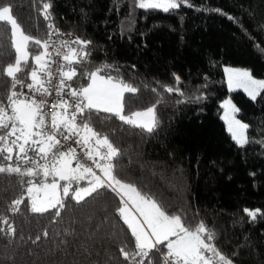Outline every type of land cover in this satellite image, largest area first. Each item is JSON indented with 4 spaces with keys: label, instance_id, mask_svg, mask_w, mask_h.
Returning <instances> with one entry per match:
<instances>
[{
    "label": "trees",
    "instance_id": "16d2710c",
    "mask_svg": "<svg viewBox=\"0 0 264 264\" xmlns=\"http://www.w3.org/2000/svg\"><path fill=\"white\" fill-rule=\"evenodd\" d=\"M44 2L51 4L47 20ZM188 2L191 7L165 13L141 9L136 0H0L13 6L14 18L31 37L46 40L55 24L90 40V56L74 66L87 73L112 65L117 71L110 69L111 75L137 87L124 95L125 114L156 105L159 126L151 133L109 113L90 114L95 130L120 149L112 161L117 178L181 215L185 224L203 221L233 264H264V92L255 100L241 90L230 93L224 71L226 65L241 66L264 78V0ZM29 51L42 49L30 43ZM14 60L10 26L0 22V101L5 104L11 81L3 70ZM29 66L28 71L31 56ZM173 73L181 78L183 96L160 87L174 86ZM89 82L86 75L73 79L75 88ZM230 94L238 117L249 125V143L242 147L222 117V102ZM25 180L43 177L0 173V217H8L16 229L15 236H0V264H129L119 252L123 244L132 245L116 212L117 193L102 188L79 204L66 199L60 216L55 209L38 214L30 211ZM21 194L25 201L19 211H10ZM244 209H260L261 215L252 220ZM37 235L41 239L33 243ZM153 261L161 264L160 256L154 254Z\"/></svg>",
    "mask_w": 264,
    "mask_h": 264
},
{
    "label": "snow or ice",
    "instance_id": "6c2138e0",
    "mask_svg": "<svg viewBox=\"0 0 264 264\" xmlns=\"http://www.w3.org/2000/svg\"><path fill=\"white\" fill-rule=\"evenodd\" d=\"M182 5L192 6L188 0H136V6L141 9L162 10L165 13ZM50 8V3H43L42 14L46 20L50 18ZM0 22L10 26L15 52L14 63H9L3 70V75L10 78L11 84L7 103L0 101V161L6 162L0 163V173L43 177L40 183L24 181L28 185L25 191L31 201L30 211L43 214L55 209V216H60L61 210L67 207L66 199L79 204L86 197L98 193L99 189L109 188L119 196L121 206L116 212L130 231L132 246L125 243L119 248L123 259L129 264H145V261L154 264V254L160 256L162 264H233V260L213 243L215 233L203 221L195 227L185 224L181 215L170 214L151 195L118 179L112 161L121 154L120 149L90 123L91 113L104 112L125 124L151 133L159 126L156 105L125 114L124 95L136 93L138 88L118 75H111L110 69L117 71L112 65L104 64L87 73H78L74 65L85 62L90 56L87 51L92 43L90 40L76 37L57 43L51 39V35H59L58 30L43 41L31 37L24 33L14 18L12 5L0 4ZM53 27L49 25L50 29ZM30 43L42 51L30 53ZM50 48L52 51H49ZM30 56L33 66L28 71ZM56 56L61 57L60 62L54 59ZM53 65L59 77L56 86H50ZM225 71L230 88L233 85L242 88L253 100L264 92V80L253 79L247 71L228 68ZM78 75L87 76L90 81L87 86L75 88L65 83ZM173 76L174 86L160 87L168 93L175 92L183 96L179 87L181 78L175 73ZM25 79L31 82L25 83ZM52 87H55V99L49 105L47 97L53 95ZM25 88L27 92L23 91ZM37 95L41 98L37 99ZM46 107L54 109L50 117ZM223 107L226 109L224 119L231 139L241 147L249 143V125L234 115L239 109L231 105L230 100L225 101ZM69 140L80 146L83 156L92 161L91 165L82 162L76 148L64 143ZM101 149L106 151L101 152ZM73 161L75 167H72ZM93 166L102 175H97ZM49 177L52 178L50 183L47 182ZM81 180H87L88 185L72 187L73 183L78 184ZM58 181L65 183L61 185ZM41 192L44 193L43 199L39 195ZM24 201L25 196L21 194L11 202L10 211L18 212V206ZM243 211L252 220L261 215L260 209ZM15 234L16 229L9 218L0 217V236ZM42 235L47 237L48 232L44 231ZM40 239L41 236L37 235L33 243ZM161 246L166 251L162 252Z\"/></svg>",
    "mask_w": 264,
    "mask_h": 264
},
{
    "label": "built area",
    "instance_id": "2783aa9c",
    "mask_svg": "<svg viewBox=\"0 0 264 264\" xmlns=\"http://www.w3.org/2000/svg\"><path fill=\"white\" fill-rule=\"evenodd\" d=\"M51 25H53L54 27H53L52 29L49 28L48 37H49L50 34L54 33L55 30H58V32H59V35H55V34H52V35H51V39H52L53 41H56V42L58 43V42L61 41V40H74V39L76 38V36H75L74 34H72V33H70V32H67V31H64V30H61V29H60L59 27H57L55 24H51ZM48 37H47V39H48ZM49 51H52V48H50ZM61 51H65V50H64V49H61ZM54 59H55L57 62H60V61H61V57H59V56L54 57ZM52 72H53V75H52V78H51V85H50V86H56V85H58V79H59V77H58V73H57V71H56V66H55V65H53V67H52ZM41 75L43 76V74H41ZM65 83H66V84H69V85H72V87H75L74 84H73V80H71V81H67V80H66ZM23 91L27 92L28 90L25 88V89H23ZM52 91H53V95L47 97V100H48V104H49V105H51V104L53 103L54 99H55V87H52ZM29 94H30V93H29ZM36 98H37V99H40L41 97H39V96L37 95ZM65 98L67 99L68 97H65ZM53 111H54L53 108H51V107H46V112H47V114H48L49 117L51 116V113H52ZM64 143H65L66 145H69V146L73 147V148H76L77 156L82 160V162H84L85 164H88V165H91V164H92V161L87 160V159L83 156V153H82V151H81L80 146L76 145V144L73 143L71 140L66 141V142H64ZM93 170H94V171H97L98 169L95 168V167L93 166ZM161 264H162V261H161Z\"/></svg>",
    "mask_w": 264,
    "mask_h": 264
},
{
    "label": "rangeland",
    "instance_id": "374dc122",
    "mask_svg": "<svg viewBox=\"0 0 264 264\" xmlns=\"http://www.w3.org/2000/svg\"><path fill=\"white\" fill-rule=\"evenodd\" d=\"M226 68H228V69H234V70H240V71H247V72H249L250 74H251V76H252V78L253 79H255V80H264V78H261V77H256V76H254L253 75V73H252V71H251V69H249V68H246V67H241V66H233V65H226V66H224V71H225V69ZM225 75H226V81H227V84H228V88H229V91H230V93H232V92H234V91H239V90H241V91H244L242 88H239V87H236L235 85H233V87L232 88H230L229 87V83H228V73L225 71ZM245 92V91H244ZM246 94H247V92H245ZM248 95V94H247ZM249 96V95H248ZM259 96V95H258ZM258 96L256 97V98H258ZM250 97V96H249ZM251 98V97H250ZM231 101V105H234L237 109H239L238 108V106L236 105V103L233 101V99H232V97H231V94L222 102V106L224 105V102L225 101ZM223 109H224V112H223V120L225 121V119H224V116H225V113H226V109H225V107H223ZM238 114H239V111L238 112H236L234 115H235V118L236 119H239V120H241L239 117H238ZM242 121V120H241ZM243 122V121H242ZM225 123H226V121H225ZM243 123H245V122H243ZM247 124V123H246ZM226 127H227V123H226ZM1 163V162H0ZM6 163V162H5ZM47 182H51V180H48ZM35 183H40V182H35ZM73 186V185H72ZM40 198L41 199H43L44 198V193L43 192H41L40 194ZM60 195H62V193H60ZM254 211V210H253Z\"/></svg>",
    "mask_w": 264,
    "mask_h": 264
},
{
    "label": "crops",
    "instance_id": "0c3cea01",
    "mask_svg": "<svg viewBox=\"0 0 264 264\" xmlns=\"http://www.w3.org/2000/svg\"><path fill=\"white\" fill-rule=\"evenodd\" d=\"M104 151H106V149H101V152H104ZM101 163H103V161H101ZM72 167H75V164L72 162ZM96 172V174L97 175H102L101 174V172H100V170L98 169L97 171H95ZM42 177V176H41ZM52 178L51 177H49L48 178V180H51ZM90 179V178H89ZM57 180H58V178H57ZM59 182V184L62 182V184H64V182L65 181H58ZM79 183H85L84 185H85V187L88 185V181L87 180H81V181H79ZM61 184V185H62Z\"/></svg>",
    "mask_w": 264,
    "mask_h": 264
},
{
    "label": "bare ground",
    "instance_id": "6f19581e",
    "mask_svg": "<svg viewBox=\"0 0 264 264\" xmlns=\"http://www.w3.org/2000/svg\"><path fill=\"white\" fill-rule=\"evenodd\" d=\"M70 33H72V32H70ZM72 34H74V33H72ZM75 162V161H74Z\"/></svg>",
    "mask_w": 264,
    "mask_h": 264
}]
</instances>
